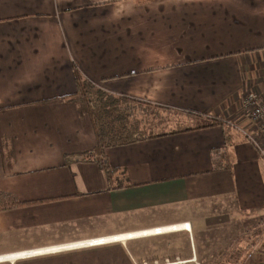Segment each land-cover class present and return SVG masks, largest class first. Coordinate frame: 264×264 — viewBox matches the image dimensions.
<instances>
[{
	"label": "crops",
	"instance_id": "crops-1",
	"mask_svg": "<svg viewBox=\"0 0 264 264\" xmlns=\"http://www.w3.org/2000/svg\"><path fill=\"white\" fill-rule=\"evenodd\" d=\"M77 78L181 128L100 151ZM249 92L264 94V0H0V192L39 202L0 211V264H231L209 233L230 214L259 261ZM218 150L229 168L213 170Z\"/></svg>",
	"mask_w": 264,
	"mask_h": 264
},
{
	"label": "trees",
	"instance_id": "trees-1",
	"mask_svg": "<svg viewBox=\"0 0 264 264\" xmlns=\"http://www.w3.org/2000/svg\"><path fill=\"white\" fill-rule=\"evenodd\" d=\"M77 82L81 94L85 97L84 103L94 123L98 142L97 148L100 151L158 136L153 133L149 134L147 123H143L136 118L137 112L142 110V106L145 108H151L152 106L149 107L148 104L142 101L126 96L111 95L84 81L81 85L80 78H77ZM215 124L223 126L218 122ZM212 155L213 170L229 168V162L227 163L225 158L226 154L218 150ZM106 168L108 167L106 166ZM111 172L108 171L107 173ZM37 203L39 202H19L15 196L0 192V211L23 208Z\"/></svg>",
	"mask_w": 264,
	"mask_h": 264
},
{
	"label": "rangeland",
	"instance_id": "rangeland-1",
	"mask_svg": "<svg viewBox=\"0 0 264 264\" xmlns=\"http://www.w3.org/2000/svg\"><path fill=\"white\" fill-rule=\"evenodd\" d=\"M95 88H97V87H95ZM152 107L151 108H145L144 106H142V110L137 112V116L139 114H141L142 117H138V118L136 117L139 121H142L143 123H147V131H148L149 134L150 133L156 134L157 132L169 130V129H172V128H174V129L181 128V124L179 123V119L181 120V118L179 116L177 117L175 115H169V114H173V113L162 112V110H165V109H163L161 107H156L155 105H152ZM145 113H146L147 116H144ZM188 113L192 114L191 112H188ZM132 120H134V119L132 118ZM217 122L221 123L220 121H217ZM199 203L200 202L196 203V205H195V210L194 211L197 212V213H199L200 211H202L204 209V208L200 207ZM164 206L166 207V204H164ZM160 210H164V209L162 207L158 208L156 210V214L153 216L154 218L160 216L159 215V213H160L159 211ZM206 211H207V213L209 212V210H206ZM223 216H224V213L223 214L218 213V214L214 215V218H220V217H223ZM229 216L230 217H228L227 225H225V223L223 222V224L218 225L217 227H216V225L212 226V229L209 231V233H212V234H217L218 233L221 236V239H219V240H217V239L216 240L215 239L212 240V242L214 243V246L212 248V252L215 253L216 255H217V252H219L222 255H225L224 257H227V258L236 257L235 258L236 260H233L232 262H230L231 264H264V257H261L259 261L256 260L254 262L251 261L250 263H247V259L248 258H246L247 257L246 252L249 251V250H253V248L251 247V245H252L251 243H253L255 241V236L253 237L252 234L251 235H247L246 233H244V234L242 233V235H240L238 233V231L236 230V227H239L238 226L239 222H237L234 219L235 216L233 214H230ZM255 216H256V214H255ZM217 220L218 219H214L212 221L213 222H217V223L222 222V221H217ZM236 223H238V224H236ZM249 224L253 225V222L252 221L248 222L247 232H248V230L250 231L251 228H252V226L249 225ZM240 226H242V224H240ZM218 227H220V228L216 230L215 228H218ZM224 227L227 230L232 229V236H230V237L233 238V239H237L238 242H239L237 244V247H236L235 250L229 249V247L235 246L236 242L232 243L233 245H228L227 246L226 242L228 241V239L225 238L224 239L225 242L222 241V239H223L222 235L225 233L224 232ZM221 228H223V229L221 230ZM250 236H252L253 239H252V237L249 238ZM1 240H4V239H1ZM221 244L222 245H226V246L222 247ZM8 245H9V243H7L6 241L0 242V248L1 249L7 247ZM257 247L259 249H261V251H263V249H264V247L261 246L260 243L257 245ZM215 254L213 255V257L216 256ZM243 257H244V259H243Z\"/></svg>",
	"mask_w": 264,
	"mask_h": 264
},
{
	"label": "built area",
	"instance_id": "built-area-1",
	"mask_svg": "<svg viewBox=\"0 0 264 264\" xmlns=\"http://www.w3.org/2000/svg\"><path fill=\"white\" fill-rule=\"evenodd\" d=\"M244 114L250 124L249 128L239 129L243 136L257 149L264 163V94L249 92L243 101ZM160 234L162 229L154 230ZM104 239L93 241L94 244H103ZM171 264H182L175 262Z\"/></svg>",
	"mask_w": 264,
	"mask_h": 264
},
{
	"label": "bare ground",
	"instance_id": "bare-ground-1",
	"mask_svg": "<svg viewBox=\"0 0 264 264\" xmlns=\"http://www.w3.org/2000/svg\"><path fill=\"white\" fill-rule=\"evenodd\" d=\"M169 229H170V228H169ZM174 229H175V228H174ZM139 234H141V233H139ZM123 235L127 236L126 234H123ZM132 235H133V233H132ZM132 235H131V236H132ZM134 235H135V234H134ZM142 235H143V234H142ZM122 237H123V236H122ZM129 237H130V236H129ZM132 237H133V236H132ZM110 238H111V237H110ZM123 238H124V237H123ZM107 240H108V239H107ZM114 241H115V240H114ZM91 243H92V245H94V243H93L92 241L90 242V244H91ZM25 254H26V253H25ZM14 256H16V255H14ZM11 258H12V257L8 255L7 257H4V256H3V257H0V260L11 259Z\"/></svg>",
	"mask_w": 264,
	"mask_h": 264
}]
</instances>
